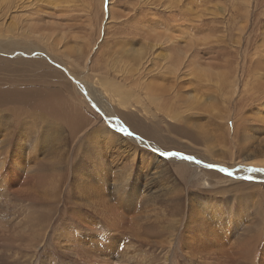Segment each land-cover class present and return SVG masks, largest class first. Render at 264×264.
<instances>
[{
    "label": "rangeland",
    "instance_id": "1",
    "mask_svg": "<svg viewBox=\"0 0 264 264\" xmlns=\"http://www.w3.org/2000/svg\"><path fill=\"white\" fill-rule=\"evenodd\" d=\"M0 9V39L17 42L0 89L22 94L0 98V264H243L256 238L252 260L264 264V0ZM31 46L50 68L39 71ZM55 92L81 115L41 109ZM185 156L224 180L180 174Z\"/></svg>",
    "mask_w": 264,
    "mask_h": 264
},
{
    "label": "bare ground",
    "instance_id": "2",
    "mask_svg": "<svg viewBox=\"0 0 264 264\" xmlns=\"http://www.w3.org/2000/svg\"><path fill=\"white\" fill-rule=\"evenodd\" d=\"M5 0H0V4L2 5L3 4V2H4ZM103 1V0H102ZM185 1V0H184ZM192 1V0H191ZM194 2V1H193ZM210 2V1H209ZM13 4V3H12ZM213 4V3H212ZM3 7V6H2ZM11 7V6H10ZM9 8V7H8ZM8 8H6V9H8ZM4 9H5V7H4ZM182 9V8H181ZM1 10V9H0ZM189 11V10H188ZM187 12V11H186ZM198 12V11H197ZM204 12V11H203ZM181 14V13H180ZM181 15H183V14H181ZM188 15H190V14H188ZM201 15V14H200ZM188 17V16H187ZM202 17V16H201ZM204 17V16H203ZM202 17V18H203ZM195 18V17H194ZM191 19V18H190ZM200 19V18H199ZM204 19V18H203ZM201 20V19H200ZM205 20V19H204ZM191 22V21H190ZM201 22V21H200ZM203 23V22H202ZM195 24V23H194ZM1 27V26H0ZM199 28V27H198ZM197 28V29H198ZM11 29V28H10ZM6 30V29H5ZM174 30V29H173ZM0 31H3L4 32V29H1ZM7 31V30H6ZM239 31V30H238ZM174 32V31H173ZM172 32V33H173ZM173 35V34H172ZM171 35V36H172ZM0 36H3L2 35V33H0ZM170 36V35H169ZM175 36V35H174ZM183 37V36H182ZM11 38H13V37H11ZM176 39H177V37H175ZM151 39V38H150ZM173 39V38H172ZM175 39V40H176ZM178 40V39H177ZM163 41V40H162ZM172 41V40H171ZM173 41H174V39H173ZM198 41V40H197ZM174 42H176V41H174ZM188 42V41H187ZM171 43V42H170ZM15 44H17V42L15 41V40H12V39H10V38H8V40L7 41H4V40H2V39H0V69H2L1 67H2V65L1 64H4V66L5 65H7L8 63H10V59L8 58V57H6V56H3L4 55V53H10V57L13 55H11V53H13V52H15L16 51V48H15ZM144 44V43H143ZM162 44V43H161ZM160 44V45H161ZM164 44L165 43H163V46H164ZM168 44H169V42H168ZM192 44V43H191ZM156 45H159V44H156ZM155 44H154V46H156ZM193 45V44H192ZM145 47H147V46H145ZM159 47H161V46H159ZM176 47V46H175ZM189 47H190V45H189ZM148 48V47H147ZM151 48V47H150ZM156 48H157V46H156ZM164 48V47H163ZM18 49V48H17ZM144 49V48H143ZM149 49V48H148ZM177 49V48H176ZM25 50H27V49H25ZM142 50V49H141ZM190 50V48L189 49H187V50H185V52L186 51H189ZM205 50V49H204ZM30 51V50H29ZM145 51V50H144ZM147 51V50H146ZM162 51V50H161ZM171 51V50H170ZM32 52H35L38 56L37 57H40V59H36V58H34V57H31V61H35V62H37L38 64V67H39V71H40V69H46L47 67H48V63L46 62V60H44V54L42 53L41 54V52H39V50L38 49H36V48H33L32 46H31V54H32ZM163 52H165V55H166V50L165 51H163ZM19 53V52H18ZM168 53V52H167ZM174 53V52H173ZM188 53V52H187ZM136 54V53H135ZM9 55V54H8ZM15 55V54H14ZM13 55V56H14ZM143 56H144V54H142ZM141 55V56H142ZM146 55H147V53H146ZM168 55V54H167ZM166 55V56H167ZM155 56H156V54H155ZM160 56V55H159ZM165 56V58H167V57H169V56H167L166 57ZM180 56V55H179ZM154 57V56H153ZM161 57H162V55H161ZM32 58H34V59H32ZM144 58V57H143ZM155 58V57H154ZM16 59V58H15ZM136 59V58H135ZM149 59V58H148ZM153 59V58H152ZM138 60V59H137ZM140 61V60H139ZM138 61V62H139ZM148 61V60H147ZM157 62V61H156ZM32 63V62H31ZM14 64V63H13ZM136 64V63H135ZM12 65V64H11ZM154 65V64H153ZM157 65H159V64H157ZM137 66V65H136ZM136 66H135V68H136ZM141 67H143V66H141ZM159 67V66H158ZM48 68H50V67H48ZM132 68H133V65H132ZM134 68V69H135ZM4 69H6V68H4ZM73 69V68H72ZM133 69V70H134ZM141 69V68H140ZM156 69V68H155ZM3 70V69H2ZM38 70V69H37ZM47 70V69H46ZM50 70V69H49ZM159 70H161V69H159ZM51 71V70H50ZM139 71H141L142 72V70H139ZM138 71V72H139ZM145 71V70H144ZM154 71V70H153ZM162 71V70H161ZM165 71H167V70H165ZM170 71H172V70H170ZM47 72V71H46ZM126 72V71H125ZM128 72V71H127ZM130 73L132 72L131 70L129 71ZM155 72V71H154ZM160 72V71H159ZM167 72H169V71H167ZM173 72V71H172ZM52 73V72H51ZM132 73H135L134 71L132 72ZM137 73V72H136ZM143 73V72H142ZM142 73L140 74V75H142ZM48 74V73H47ZM147 73H145L144 75H146ZM150 74V73H149ZM156 74H161V73H156ZM155 73L153 74L154 75V77H155V75H156ZM165 74V73H164ZM164 74H162V75H164ZM166 74H168V73H166ZM173 74V73H172ZM11 75V74H10ZM134 75V74H133ZM132 75V76H133ZM143 75V76H144ZM153 75H151V76H153ZM159 75H157V76H159ZM162 75H160V77L162 76ZM171 74H169V76H170ZM126 76V75H125ZM166 76V75H165ZM76 77V76H75ZM139 77V76H138ZM168 77V76H167ZM89 78V77H88ZM159 77H157V79H158ZM96 79V78H95ZM132 79V78H131ZM162 79H165V78H161V80ZM170 79V78H169ZM160 80V81H161ZM168 79L166 78V81H167ZM156 81V80H155ZM71 83V82H70ZM77 83V82H76ZM103 83V82H102ZM105 83V82H104ZM144 83V82H143ZM157 83H158V81H157ZM59 84H61L62 86L64 85L66 88H71L70 86H69V84L68 83H66V82H64V81H60V83ZM154 84V83H153ZM149 85H150V87L152 86L153 87V85H151V83H149ZM81 86V85H80ZM151 87V88H152ZM162 87V86H161ZM28 88H30V87H28ZM155 88V87H154ZM23 89V88H22ZM89 89V88H88ZM148 89H149V87H148ZM158 89V88H157ZM33 89H31V91H32ZM25 91V90H24ZM148 92H149V90H147ZM158 90H156L155 89V93L157 92ZM154 92V91H153ZM157 94V93H156ZM27 95H28V93H27ZM30 95V94H29ZM29 95H28V97H29ZM34 95V94H33ZM159 95H161V94H159ZM163 95V94H162ZM19 96H22V94H20L19 93V91H16V90H13V89H11V90H2V89H0V98H2V100H4V101H13V100H16L17 98H19ZM42 96H45V95H42ZM6 97H8L7 99H6ZM17 97V98H16ZM31 97V96H30ZM27 98V97H26ZM59 98H60V96L58 95V93H52V94H48L47 96H46V99H47V101L48 102H42L41 104H40V108L41 109H45V110H47L50 114H53V115H62V114H64V116H68V117H72V115L74 116V117H77V114H79V109H77V111H75V110H71V109H69L68 107H66L65 105H64V103L63 102H59ZM19 99H21V98H19ZM46 99H45V101H46ZM94 99V98H93ZM6 104H8V103H12V104H15V103H25V102H5ZM91 104V103H90ZM125 104H126V102H125ZM124 104V105H125ZM99 105V104H98ZM103 105V104H102ZM121 107V106H120ZM12 108V107H11ZM25 109V108H24ZM105 109V108H104ZM101 110V109H100ZM103 110V109H102ZM102 110H101V113L103 114V115H105L103 112H102ZM86 111V110H85ZM108 111H110V110H108ZM81 113H83L82 111H81ZM121 113V112H120ZM96 114V113H95ZM98 114V113H97ZM128 114V113H127ZM127 114H123V111H122V114H121V116L126 120V121H124V122H126L127 123V125L130 127V129H132V130H135V131H137V132H140V133H142V134H147L148 132H149V128H148V126L146 127V125H143L144 124V122H141L142 120H139L140 121V123H139V121H136V120H133V117H132V115H127ZM79 115H81V114H79ZM84 115V117H87L85 114H83ZM82 115V116H83ZM107 115V114H106ZM105 115V118L106 119H110V121H108L109 123H112V124H115V128H117L119 131H121V130H124L123 128L125 127H123L122 128V123H120V121H116L115 119H112V117L111 118H109V117H107ZM66 116V117H67ZM98 117V116H97ZM135 117V116H134ZM122 118V119H123ZM69 119V118H68ZM81 119H82V117H81ZM83 119H85V118H83ZM101 119V118H100ZM96 120V119H95ZM106 121V120H105ZM154 121V120H153ZM152 122V121H151ZM142 123V124H141ZM146 123V122H145ZM149 124V123H148ZM147 124V125H148ZM154 124H156L155 122L154 123H152V125H154ZM107 124H105V126H106ZM109 130V129H108ZM134 131V132H135ZM105 132H107V131H105ZM81 134V133H80ZM110 134V133H109ZM148 135V134H147ZM112 138V137H111ZM116 139V138H115ZM132 139V138H131ZM119 140V139H118ZM128 145V144H127ZM156 149V148H155ZM124 153V152H123ZM247 158V157H246ZM181 160V162H180V164H179V166H177V170H178V172L180 173V174H182L185 170H186V168H189V169H191V172L192 173H194L195 175H197L196 176V178H198V179H202L203 180V186H205V185H209L210 183H208V182H206V180H205V176H211V177H217V178H220V179H222V180H224L223 178L224 177H221L222 175H220L219 174V172H216V171H206V170H202V168H201V165L200 164H197V163H195V162H191L190 160H184V159H180ZM175 161V160H174ZM178 162V161H177ZM183 175V174H182ZM259 176H261V178H264L263 177V175H260L259 174ZM258 176V177H259ZM194 178V177H193ZM148 179V178H147ZM84 181V180H83ZM89 181V180H88ZM223 182V181H222ZM235 181H233V183H234ZM199 184V183H198ZM235 184H238V183H235ZM248 185V184H247ZM197 186V185H196ZM216 186V185H215ZM215 186H214V188H215ZM244 186V185H243ZM199 187V186H198ZM218 187V186H217ZM249 189V188H248ZM252 190V189H251ZM224 191V190H223ZM234 195V194H233ZM238 195V194H237ZM81 198V197H80ZM87 198H89V197H87ZM89 204V203H88ZM91 205V204H90ZM93 206H95V204L93 205ZM229 206V205H228ZM90 207V206H89ZM175 208V207H174ZM179 209V208H178ZM181 209V208H180ZM96 210V209H95ZM94 210V211H95ZM101 212V211H100ZM97 213V212H96ZM99 213V212H98ZM76 214V213H75ZM263 214V213H262ZM263 216V215H262ZM79 219H81V218H79ZM82 220V219H81ZM263 222L264 221H261V223H259V229H260V226H263ZM191 228V227H190ZM255 229V228H254ZM189 230V229H188ZM203 230V229H202ZM200 232H201V230H200ZM253 232H255V231H253ZM202 233V232H201ZM256 233H257V230H256ZM184 234H186V232L184 233ZM188 234V233H187ZM186 234V235H187ZM123 235V234H122ZM172 236V235H171ZM71 238V237H70ZM74 238V237H73ZM248 238V237H247ZM251 239V238H250ZM258 239L259 238H256L255 240L256 241H258ZM249 240V239H248ZM256 241H254L253 243H249V244H247L248 246L246 247V248H244V250L241 252V256H239L238 255V257H244V261H240V259L239 258H236L237 260H239L238 262H240V263H243V264H254L253 263V260H252V251L255 249V247H256V245H257V242ZM69 242V241H68ZM190 242V241H189ZM172 244V243H171ZM178 244V242L176 241V239H175V241H174V244L173 245H177ZM190 244V243H189ZM188 245V244H187ZM185 247V246H184ZM187 247V246H186ZM234 248V247H233ZM239 248H240V246H239ZM240 253V252H239ZM99 257V256H98ZM102 257V256H101ZM106 257V256H105ZM100 258V257H99ZM104 258V257H103ZM102 258V259H103ZM105 259V258H104ZM104 259H103V261H104ZM107 260V261H106ZM106 260H105V262H108V258L106 257ZM110 261V260H109ZM104 262V263H105ZM233 262V261H232ZM106 264V263H105Z\"/></svg>",
    "mask_w": 264,
    "mask_h": 264
},
{
    "label": "snow or ice",
    "instance_id": "3",
    "mask_svg": "<svg viewBox=\"0 0 264 264\" xmlns=\"http://www.w3.org/2000/svg\"><path fill=\"white\" fill-rule=\"evenodd\" d=\"M125 130H126V129H125ZM131 134H132V133L129 132V135H131ZM164 155L169 156V157H172V156H180L181 153H178V152H166V153H164ZM183 158L188 159V160L194 159V158L191 157V156H185V157H183ZM214 166H215V165H211V164L208 165V167H214ZM225 171H227V170L225 169Z\"/></svg>",
    "mask_w": 264,
    "mask_h": 264
}]
</instances>
